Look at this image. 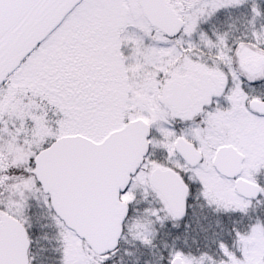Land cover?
<instances>
[{"label":"snow or ice","instance_id":"snow-or-ice-1","mask_svg":"<svg viewBox=\"0 0 264 264\" xmlns=\"http://www.w3.org/2000/svg\"><path fill=\"white\" fill-rule=\"evenodd\" d=\"M0 264H264V0H0Z\"/></svg>","mask_w":264,"mask_h":264}]
</instances>
